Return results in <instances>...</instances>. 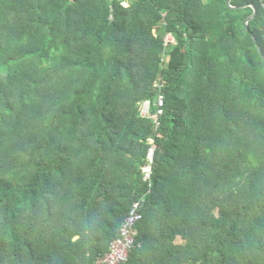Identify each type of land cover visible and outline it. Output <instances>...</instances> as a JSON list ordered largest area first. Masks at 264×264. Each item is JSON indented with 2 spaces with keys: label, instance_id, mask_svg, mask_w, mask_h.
Listing matches in <instances>:
<instances>
[{
  "label": "trees",
  "instance_id": "16d2710c",
  "mask_svg": "<svg viewBox=\"0 0 264 264\" xmlns=\"http://www.w3.org/2000/svg\"><path fill=\"white\" fill-rule=\"evenodd\" d=\"M227 1L0 0V264H94L135 201L121 264H264V0Z\"/></svg>",
  "mask_w": 264,
  "mask_h": 264
},
{
  "label": "built area",
  "instance_id": "2783aa9c",
  "mask_svg": "<svg viewBox=\"0 0 264 264\" xmlns=\"http://www.w3.org/2000/svg\"><path fill=\"white\" fill-rule=\"evenodd\" d=\"M124 5H126L124 3ZM167 43H173L174 40L169 36L166 38ZM164 83L158 82L156 87L161 88L158 98L154 105L157 107V114L151 115V101H145L143 103L142 114L144 117L152 118L155 121L156 129L160 127V117L163 115L165 97L162 93ZM156 144L151 139V145L147 154V163L144 167L145 179L149 182L151 187L152 173H153V162L156 151ZM144 203L143 201H135L129 212L127 213L124 221L118 232V236L112 241L109 247V251L99 258H97L94 264H121L127 262L130 258L131 253L140 246V224L144 221L145 215L143 213Z\"/></svg>",
  "mask_w": 264,
  "mask_h": 264
},
{
  "label": "water",
  "instance_id": "95a60500",
  "mask_svg": "<svg viewBox=\"0 0 264 264\" xmlns=\"http://www.w3.org/2000/svg\"><path fill=\"white\" fill-rule=\"evenodd\" d=\"M234 1H235V0H228V1H227V6H228L230 9H239V10H241V9H246V8H249V7H253V8L255 9V14H254L253 17H251V18L247 21V23H246L247 28L250 30V27H249L250 22L253 21V20L257 17V15H258V9L256 8L255 5H245V6H239V7L232 6V2H234ZM256 42L258 43L257 39H256ZM260 51H261V53H262L263 56H264V51H263V49H262L261 47H260ZM144 206H145V204H144Z\"/></svg>",
  "mask_w": 264,
  "mask_h": 264
},
{
  "label": "rangeland",
  "instance_id": "374dc122",
  "mask_svg": "<svg viewBox=\"0 0 264 264\" xmlns=\"http://www.w3.org/2000/svg\"><path fill=\"white\" fill-rule=\"evenodd\" d=\"M179 242H180V243H182V242H183V240H179Z\"/></svg>",
  "mask_w": 264,
  "mask_h": 264
}]
</instances>
